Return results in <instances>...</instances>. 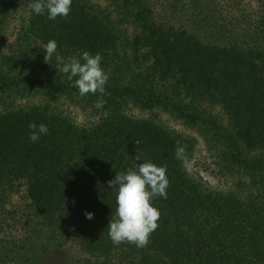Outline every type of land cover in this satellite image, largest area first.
Returning a JSON list of instances; mask_svg holds the SVG:
<instances>
[{
	"label": "trees",
	"instance_id": "1",
	"mask_svg": "<svg viewBox=\"0 0 264 264\" xmlns=\"http://www.w3.org/2000/svg\"><path fill=\"white\" fill-rule=\"evenodd\" d=\"M107 1L113 11L72 0L67 19L49 20L31 11L35 0H0V47L9 50L0 49V105L43 96L98 113L83 127L47 107L0 113L1 222L15 214L5 205L15 184L24 183L30 201L21 237L0 239V264H43L37 255L65 245L85 255L74 264H264V6L254 20L232 21L215 0L173 2L170 16L197 18L191 29L156 13L151 0ZM8 31L13 40L3 38ZM49 40L58 47L46 64ZM85 51L99 53L109 75L101 108L99 93L80 97L60 71L69 58L84 63ZM201 101L219 105L228 126ZM129 104L197 129L213 160L246 180L232 190L205 186L175 156L179 141L189 162L192 139L134 118ZM30 122L46 124L48 134L33 143ZM145 162L167 169V199L152 200L158 228L147 247L115 246L108 181Z\"/></svg>",
	"mask_w": 264,
	"mask_h": 264
},
{
	"label": "rangeland",
	"instance_id": "2",
	"mask_svg": "<svg viewBox=\"0 0 264 264\" xmlns=\"http://www.w3.org/2000/svg\"><path fill=\"white\" fill-rule=\"evenodd\" d=\"M91 1L103 7H108L109 10L113 11V8L110 7L111 4L107 0ZM175 1L177 0H151V3L156 13L162 15L165 12L172 22L178 21L179 24L183 23L187 26H192L195 20H197L196 17L191 16L192 13H187V11L183 10L177 15L170 16L169 6L174 5L173 2ZM215 5L216 12L222 17H228L232 21L243 17L249 21L256 18L255 16L264 6V0H215ZM115 14L116 12L114 15ZM189 28L193 29V26ZM123 30L125 29H122V31ZM194 30H198L197 26H195ZM128 31L130 30L128 29ZM3 38L13 40L11 32L9 31L5 33ZM2 47L3 46L0 47L2 53L9 51L7 48ZM199 103L203 108L211 112L222 125L228 126V119L219 105H213L203 101ZM12 107H22L26 109L47 107L49 110L68 117L75 125L81 127L90 125L96 121L98 117V113L95 109L74 105L63 98L52 99L50 97L32 96L23 100H18L15 104L6 102V104L0 105V113L7 109H12ZM127 113L134 118L152 120L157 124L190 137L194 146L192 157L187 166L188 172L190 175L201 179L205 186L210 189L216 191L232 190L235 188L236 184L246 180L242 173L233 170L229 171L219 166L208 153L205 138L197 129L188 126L184 121L178 120L160 109L143 111L132 104L127 106ZM10 193L11 195H8L5 205L7 211L15 214L13 217H6L2 222L0 220V227H2L0 230V239L4 240L21 237L25 220V216L23 217V215L26 213L24 211H30V208H28L30 201L27 197L26 186L23 182L15 184V189ZM83 257H85V255L81 250L72 245H65L61 248H55L48 252L41 253L39 256L37 255L36 259L43 264H74Z\"/></svg>",
	"mask_w": 264,
	"mask_h": 264
},
{
	"label": "clouds",
	"instance_id": "3",
	"mask_svg": "<svg viewBox=\"0 0 264 264\" xmlns=\"http://www.w3.org/2000/svg\"><path fill=\"white\" fill-rule=\"evenodd\" d=\"M72 0H35L29 5L36 15H44L47 12L49 20L57 17L67 19L71 11ZM58 44L55 40H49L45 45L44 62L49 61L56 53ZM80 59L69 58L60 71L66 74L72 87L78 89L80 97L88 94H100L96 101V107L101 108L106 103L103 99L106 93V84L109 75L101 67L102 57L99 53L94 56L85 51ZM78 77L77 79H73ZM29 139L35 143L40 136L48 134V127L41 123L30 122ZM138 143V142H137ZM176 159L182 161L185 168L188 166L186 146L177 141L175 150ZM135 159L139 161V155ZM166 166L158 167L151 162L138 163L136 170L128 169L127 173H116L114 179L108 181V186L116 193L115 218L110 220L107 227L108 235L115 246L123 243L132 244L138 249L147 247L150 236L158 228L160 212L152 205L154 198L167 199L169 180L166 175ZM93 213H85L87 219H93Z\"/></svg>",
	"mask_w": 264,
	"mask_h": 264
}]
</instances>
